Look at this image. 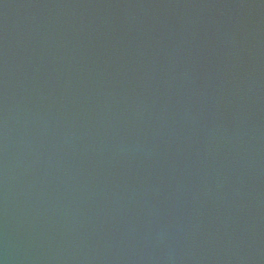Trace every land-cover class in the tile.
I'll return each mask as SVG.
<instances>
[{"label":"water","instance_id":"1","mask_svg":"<svg viewBox=\"0 0 264 264\" xmlns=\"http://www.w3.org/2000/svg\"><path fill=\"white\" fill-rule=\"evenodd\" d=\"M0 264H264V0H0Z\"/></svg>","mask_w":264,"mask_h":264}]
</instances>
